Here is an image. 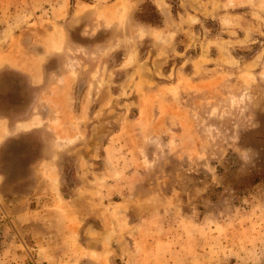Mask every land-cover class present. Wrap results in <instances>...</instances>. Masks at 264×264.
<instances>
[{
  "label": "rangeland",
  "instance_id": "374dc122",
  "mask_svg": "<svg viewBox=\"0 0 264 264\" xmlns=\"http://www.w3.org/2000/svg\"><path fill=\"white\" fill-rule=\"evenodd\" d=\"M263 170L264 0H0V264H264Z\"/></svg>",
  "mask_w": 264,
  "mask_h": 264
},
{
  "label": "trees",
  "instance_id": "16d2710c",
  "mask_svg": "<svg viewBox=\"0 0 264 264\" xmlns=\"http://www.w3.org/2000/svg\"><path fill=\"white\" fill-rule=\"evenodd\" d=\"M260 181H264V170L261 172H257V174H254L253 178H251V182L257 183Z\"/></svg>",
  "mask_w": 264,
  "mask_h": 264
},
{
  "label": "bare ground",
  "instance_id": "6f19581e",
  "mask_svg": "<svg viewBox=\"0 0 264 264\" xmlns=\"http://www.w3.org/2000/svg\"><path fill=\"white\" fill-rule=\"evenodd\" d=\"M34 125V124H33Z\"/></svg>",
  "mask_w": 264,
  "mask_h": 264
}]
</instances>
